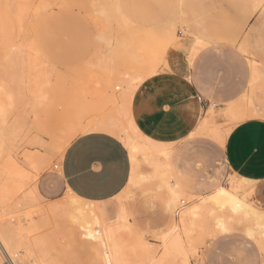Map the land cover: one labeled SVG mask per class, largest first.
<instances>
[{
	"label": "rangeland",
	"instance_id": "obj_1",
	"mask_svg": "<svg viewBox=\"0 0 264 264\" xmlns=\"http://www.w3.org/2000/svg\"><path fill=\"white\" fill-rule=\"evenodd\" d=\"M11 1L0 0V61L14 43L23 38L34 44L37 52L30 55L36 58L41 70L48 75L46 94H49V102L33 110L34 100H28L26 95L27 102L22 101L25 107L27 105L26 109L22 102L18 104L15 101L19 106L14 110L15 114L22 105L27 125L22 140L17 144L15 154L18 163L24 165L25 158L29 156L46 158L47 166L39 172L36 181L41 202L35 206L43 209V212L50 204H61L70 199L59 173L62 157L44 147L50 145L51 133L70 119L76 97L79 100L75 105L78 103L86 110L82 120L84 125L93 119L105 118L112 112L113 106L105 99L112 90L100 87L102 77L124 80L135 79L136 76L141 81L132 82L135 83V88L129 92L132 99L143 81L162 71L182 70L190 75L198 73L207 76L205 71L199 69L201 60L207 57L219 65L209 75L214 82L213 87L218 92L234 93L235 100L248 88V65L254 60L261 70V76L250 86V91L253 105L260 109L264 118V0L261 4L258 0H33L34 7L25 17L21 35L9 5ZM40 6L44 9H40ZM168 24L174 25L171 44L178 40L179 47L176 51L169 49L165 64L163 59L156 60L153 75L146 76L137 71L138 68H146L143 62L128 57L113 63L108 59L110 51L119 44L123 47L127 44L125 48L132 52L150 42L158 50L163 45L160 33L164 28L168 29ZM197 39L201 46L197 56L192 58L191 48ZM228 65L235 66L237 71L228 74ZM120 91L115 93L120 94ZM66 101H70L69 105L72 106ZM228 103L225 100L216 105V124L223 130L235 125L226 115ZM37 138L44 143L43 148L30 144L31 140ZM171 148L176 152L177 177L190 194H206L218 185L226 187L236 182L237 179L225 167L223 147L210 138L196 136L173 144ZM140 166V172L144 174L152 171L146 164L141 163ZM161 178L151 175L97 207L113 221L120 205L124 206L130 214L129 232L140 236L155 251L156 258H162L159 264H182L179 257L166 256L160 244L161 234L176 220L165 211L169 197ZM244 188V192L252 191L248 186ZM254 188L253 200L264 210V182L255 183ZM248 199L253 202L252 192ZM214 217L216 215L204 213L203 225L188 240L184 239L185 264H264V250H259L256 242L246 233L250 229V222L237 218L230 224L229 231L223 233ZM78 239L79 248L77 245V250L68 253L74 259L72 264H90L85 237L79 235ZM138 259H132L130 264H143Z\"/></svg>",
	"mask_w": 264,
	"mask_h": 264
},
{
	"label": "bare ground",
	"instance_id": "obj_2",
	"mask_svg": "<svg viewBox=\"0 0 264 264\" xmlns=\"http://www.w3.org/2000/svg\"><path fill=\"white\" fill-rule=\"evenodd\" d=\"M262 1L258 0V3H263ZM32 2L33 0H12L9 3L20 35L24 31L25 17L34 7ZM257 7L259 8L258 5ZM8 10L11 12L10 8ZM173 27V24H168V29L164 28L163 32H159L163 45L158 50L150 42V44H143L138 51L132 52L128 51L129 48H125L127 44H124V47L119 44L110 51L108 59L113 63L128 57L134 61L143 62L147 65L146 68H138L137 71L140 74L151 76L155 73L156 60L163 59L166 49L173 42ZM159 33L158 36H160ZM26 37L28 38L27 35ZM31 52H37L34 44L21 38L0 61V264L21 262L72 264L74 259L68 253L79 248V235L85 237L86 243H83L86 245L90 264H130L131 260L136 257H139L143 264H159L162 258L157 257V259L155 251L149 248L140 236L129 232L130 214L125 207L115 223L106 224L96 217L91 204L83 202L69 192V200L66 199L65 202H60L61 204H50L44 212L43 209L35 206L37 202H41L36 189V181L39 172L47 166L46 158L29 156L25 158L24 166L18 163L17 154H15L18 149L17 144L22 140L27 126L22 112L27 105L25 107L22 101H26V95L28 100L29 98L34 100L35 105H32L34 110L42 107L48 101L49 95L46 94L48 75L41 70L36 58L31 57ZM253 61H250L251 87L261 76V70ZM137 80L141 81L136 79V76L135 79L124 80L102 77L99 80L100 87L112 90L111 94L105 98L113 106L112 112H109L105 118L93 119L94 121L85 122L84 125L82 120L86 110L78 103L75 105L79 100L76 97L77 100L73 107L76 110L72 109L74 113L70 110L72 114L69 116L70 119L51 133L50 145L44 147V143L42 144L38 138L31 140L30 144L33 147H44L48 151H54L62 157L65 149L78 135L95 130L116 135L127 148L132 163V174L126 191L141 181H145L151 175L159 176V178L162 176L161 180L165 183L166 193L175 206L176 221L168 231L161 234L160 244L166 256H177L182 264L186 263L184 242L201 224L203 225L204 213L209 216L216 215L214 217L216 225L223 233L229 231L230 224L237 218L250 222V229L246 233L249 235L251 232L250 239L256 242L261 251L264 250V228L257 227L258 224H264V210L248 199L251 191L249 193L242 191L244 187L251 186L249 182L233 181L230 185L227 184L226 187L203 198L186 196L167 181L166 162L169 152L144 138L137 131L132 120L127 121L126 127L122 126L118 118L127 116L131 100L129 92L135 88L133 87L135 83L132 84V82ZM117 91H120V94H116ZM15 101L18 104L22 102L24 107L22 108L21 105L19 111H15L16 116L14 110L19 105H16ZM80 102L83 103V101ZM252 114L250 107V115ZM141 163L148 165L152 171L149 174L140 172ZM185 202L186 205H184ZM177 204L180 206L178 207ZM237 204L241 208L234 211Z\"/></svg>",
	"mask_w": 264,
	"mask_h": 264
},
{
	"label": "crops",
	"instance_id": "obj_3",
	"mask_svg": "<svg viewBox=\"0 0 264 264\" xmlns=\"http://www.w3.org/2000/svg\"><path fill=\"white\" fill-rule=\"evenodd\" d=\"M199 46L201 42L197 39L191 48L192 58L197 56ZM178 47V40L168 47L163 64L169 49L176 51ZM200 64L199 69L205 71L207 76L172 70L162 71L143 81L130 100V113L128 111L126 117L120 116L118 119L122 121V125L132 120L144 138L169 152L166 162L167 181L182 194L203 198L224 187L218 185L206 194H190L177 177L176 152L171 145L183 143L196 136H206L223 147L225 167L236 181L244 180L251 184L253 200L256 192L254 184L264 182V118L261 117L260 109L253 105L250 62L248 88L235 100L234 93L218 92L213 87L214 82L209 75L219 65L207 57ZM234 71H237L235 66H226L228 74ZM225 100L229 101L226 115L235 125L223 130L216 124L215 115L216 105ZM59 173L67 193L91 204L101 222L112 224L120 218L124 208L122 205L113 221L104 216L97 207L125 192L132 174L129 152L116 135L97 130L78 135L65 149ZM165 211L170 218L175 217V206L170 198L165 205Z\"/></svg>",
	"mask_w": 264,
	"mask_h": 264
},
{
	"label": "clouds",
	"instance_id": "obj_4",
	"mask_svg": "<svg viewBox=\"0 0 264 264\" xmlns=\"http://www.w3.org/2000/svg\"><path fill=\"white\" fill-rule=\"evenodd\" d=\"M241 206L239 204H237L234 208V211H238L240 210ZM257 227L259 228H264V224H258ZM249 235H251V232H249Z\"/></svg>",
	"mask_w": 264,
	"mask_h": 264
},
{
	"label": "built area",
	"instance_id": "obj_5",
	"mask_svg": "<svg viewBox=\"0 0 264 264\" xmlns=\"http://www.w3.org/2000/svg\"><path fill=\"white\" fill-rule=\"evenodd\" d=\"M19 264H28V263H25V262H21V263H19Z\"/></svg>",
	"mask_w": 264,
	"mask_h": 264
}]
</instances>
